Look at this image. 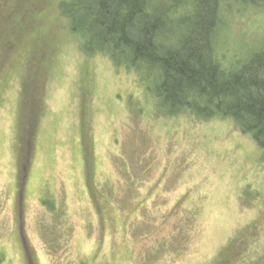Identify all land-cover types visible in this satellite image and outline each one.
Segmentation results:
<instances>
[{
    "label": "rangeland",
    "instance_id": "1",
    "mask_svg": "<svg viewBox=\"0 0 264 264\" xmlns=\"http://www.w3.org/2000/svg\"><path fill=\"white\" fill-rule=\"evenodd\" d=\"M61 1L0 0L4 264H264V152L230 120L161 117Z\"/></svg>",
    "mask_w": 264,
    "mask_h": 264
},
{
    "label": "trees",
    "instance_id": "2",
    "mask_svg": "<svg viewBox=\"0 0 264 264\" xmlns=\"http://www.w3.org/2000/svg\"><path fill=\"white\" fill-rule=\"evenodd\" d=\"M58 8L84 52L139 75L161 117L230 120L264 152V0H63ZM253 16L258 32L232 43L233 26Z\"/></svg>",
    "mask_w": 264,
    "mask_h": 264
}]
</instances>
